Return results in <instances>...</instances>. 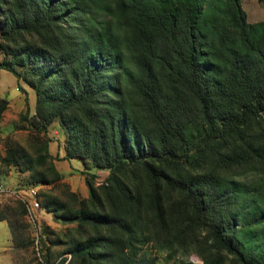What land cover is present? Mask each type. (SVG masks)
Returning <instances> with one entry per match:
<instances>
[{"label":"trees","instance_id":"trees-1","mask_svg":"<svg viewBox=\"0 0 264 264\" xmlns=\"http://www.w3.org/2000/svg\"><path fill=\"white\" fill-rule=\"evenodd\" d=\"M0 54L34 92L19 113L27 148L5 139L0 163L58 187L40 206L73 223L64 240L39 235L24 264H158L147 243L264 264V18L248 21L241 0H0ZM54 119L61 157L108 169L85 176L84 197L53 163ZM24 213L0 208L17 249L33 246Z\"/></svg>","mask_w":264,"mask_h":264},{"label":"rangeland","instance_id":"rangeland-1","mask_svg":"<svg viewBox=\"0 0 264 264\" xmlns=\"http://www.w3.org/2000/svg\"><path fill=\"white\" fill-rule=\"evenodd\" d=\"M241 6L246 12V19L248 21L264 18V6L257 0H241ZM0 94H2V96L8 101L7 107L2 111L0 118V157H2L4 155V141L7 138L12 139L17 145L26 147L27 134L32 128L27 127L26 121H21L19 119V113L24 112L25 110L26 114L32 113L34 106V92L22 78H19L10 71L1 68ZM47 136L50 138L48 141V150L53 156V163L56 169L61 172L60 181L66 182L69 189L75 191L79 196H86L87 188L84 178L87 174L89 175L92 173L90 162L86 161L83 165L77 158L61 157L60 152L62 151L61 147L64 139V128L58 124L57 119H54L51 124L48 125ZM3 168L6 169V172L0 173V184L9 190L0 193L1 209L7 204L13 205L16 200L23 202L19 195L23 190H28L30 187L36 186L38 191L37 199L39 204L31 213L32 220H29V216L25 214L26 207L23 215L27 224V229L33 240V246L30 245L27 249H17L15 251L13 264H24L27 263L29 259L33 258L34 244L36 245L35 234L36 238L39 237V235L43 238V246H45L48 244L47 238L54 235H57L64 240L62 233L67 227L73 225V223L57 220L50 212L45 211V209L40 206L42 193L51 190V192L57 194L60 192L58 187L51 189L52 187H50V184L32 183L28 171H19L14 165H3L0 163V169ZM234 178L240 179L238 176H235ZM252 178V176H246L241 180L244 179L249 182V179ZM255 179L259 178L255 177ZM95 180L97 182L100 181L98 178ZM259 181L260 180L257 182ZM261 185V191L257 194L259 201L264 205V185ZM64 247L65 244L63 242L49 245V249L52 253L51 257L57 259L59 252L63 250L62 248ZM63 254L68 257V253ZM140 254H142L143 257H153L158 264H174L176 257L190 260L192 264H201L200 257L194 251H188L185 254L177 251L174 254L169 255L167 250L157 248V246H153L151 243L142 245Z\"/></svg>","mask_w":264,"mask_h":264},{"label":"crops","instance_id":"crops-1","mask_svg":"<svg viewBox=\"0 0 264 264\" xmlns=\"http://www.w3.org/2000/svg\"><path fill=\"white\" fill-rule=\"evenodd\" d=\"M2 69H4V68H2ZM0 95L2 96V94H0ZM33 109H34V106H33ZM62 152H63V149L60 152V154H62ZM70 158H75V157H70ZM90 168H91V172H93L95 174V179L98 178V180L103 179L108 172V169L105 167H93V166H91ZM0 200H1V198H0ZM16 250H17V248L13 247L12 243H11V236H10L8 224H7L5 219L0 218V264H13L14 259H15V251Z\"/></svg>","mask_w":264,"mask_h":264},{"label":"built area","instance_id":"built-area-1","mask_svg":"<svg viewBox=\"0 0 264 264\" xmlns=\"http://www.w3.org/2000/svg\"><path fill=\"white\" fill-rule=\"evenodd\" d=\"M9 190L8 188H5L1 186L0 184V193L2 191H7ZM37 188L36 186L30 187L28 190H23L22 192L19 193L23 203L25 204L26 207V215L29 216V220H32V211L35 207L38 206V199H37ZM35 241H36V234H35Z\"/></svg>","mask_w":264,"mask_h":264}]
</instances>
